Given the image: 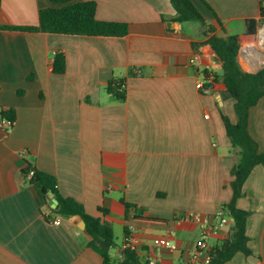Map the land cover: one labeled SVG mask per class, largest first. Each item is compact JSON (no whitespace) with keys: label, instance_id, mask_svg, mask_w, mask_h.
Returning a JSON list of instances; mask_svg holds the SVG:
<instances>
[{"label":"crops","instance_id":"0c3cea01","mask_svg":"<svg viewBox=\"0 0 264 264\" xmlns=\"http://www.w3.org/2000/svg\"><path fill=\"white\" fill-rule=\"evenodd\" d=\"M92 1L96 20L124 23L126 34L13 29L38 26V11L58 5L0 0V111H14L11 127L0 124V264H120L129 229L141 264H185L199 228L184 213L221 211L211 248L230 238L232 223L222 206L232 197L236 159L220 113L235 122L234 101L222 99L224 85L213 79L221 61L205 41L238 36L240 67L263 68L260 0H194L203 22L185 23L170 0ZM247 20L257 22L255 34H246ZM58 51L61 74L53 72ZM109 80L121 82L124 100L106 91ZM248 130L264 151V95L249 111ZM26 166L52 175L63 197L110 228L115 247L105 260L88 247L79 217L53 213L55 198L40 197ZM125 204L169 222H133ZM236 206L248 214V252L222 264H264V166L254 167ZM160 237L179 251L155 247Z\"/></svg>","mask_w":264,"mask_h":264},{"label":"trees","instance_id":"16d2710c","mask_svg":"<svg viewBox=\"0 0 264 264\" xmlns=\"http://www.w3.org/2000/svg\"><path fill=\"white\" fill-rule=\"evenodd\" d=\"M58 5L38 11V26L36 27H13V29L27 32H46L62 35L77 36H123L127 32L124 23L98 21L95 18L96 4L92 0H50ZM175 11V20L180 23L203 22V18L194 5V0H170ZM259 16L264 21V0L259 3ZM256 21L247 20L245 23L246 34H255ZM212 33V29L208 28ZM214 51L221 61L223 74L215 73L214 80L220 81L224 85L222 99L234 101L233 110L236 117L235 122L220 113L225 132L229 138L234 157L235 165L231 170L232 180L230 187L232 190L231 200L222 206L232 218L230 224V238L224 241L219 247L211 250L210 264H222L236 253H247V237L245 235V225L247 212L236 206L237 200L243 195L244 185L254 167L264 166V151H260L257 142L248 130L249 111L257 104L264 95V67L252 73L244 71L237 60L239 53L238 36L218 37L215 34L205 41ZM65 71V56L62 51H58L53 57V72L61 74ZM106 91L116 95L118 99H125V90L121 82L109 80L106 84ZM0 116L14 121V111H0ZM34 175L30 180L36 187L40 197L45 199L51 195L58 202L54 214L71 217H79L85 224L87 233L91 236L88 247L100 255L104 260L108 257L109 250L115 247L112 232L109 227L101 223L98 218L85 213L81 204L72 198L63 197L57 188L56 179L47 173L36 171L34 168L26 166L25 175L30 171ZM129 210L132 214L129 215ZM126 217L133 222L162 224L169 222L167 219L144 216L142 210L135 205L125 204ZM176 218V217H174ZM120 264H141L135 252L125 245L122 249V261Z\"/></svg>","mask_w":264,"mask_h":264},{"label":"built area","instance_id":"2783aa9c","mask_svg":"<svg viewBox=\"0 0 264 264\" xmlns=\"http://www.w3.org/2000/svg\"><path fill=\"white\" fill-rule=\"evenodd\" d=\"M261 42L264 44V39H260ZM197 88H201L202 84L198 83L196 85ZM0 124L6 127H11L13 124L12 121L5 119L4 117L0 116ZM34 175V171L30 170L26 177L31 180ZM222 213L221 211H217L212 215H201L197 213H184L181 217L184 221H189L195 224L199 228V239L197 240L189 258L186 259L185 264H210L211 262V250L212 248L207 243V238L211 233L222 224L224 221L222 220ZM55 224H58V221H54ZM137 240L131 232V229L128 230L125 238V246L135 251L137 248ZM153 245L155 247H161L170 251H179L178 246L168 240L167 238H155L153 240Z\"/></svg>","mask_w":264,"mask_h":264},{"label":"water","instance_id":"95a60500","mask_svg":"<svg viewBox=\"0 0 264 264\" xmlns=\"http://www.w3.org/2000/svg\"><path fill=\"white\" fill-rule=\"evenodd\" d=\"M219 73H220V75H222L223 74V70L221 69ZM204 89L207 90V93H210V91L213 89V84L209 83V82L206 83L204 85ZM49 204H50L51 208L54 209L56 207V205H57V200L52 199V200H50ZM81 224H82V227H84L85 224H84L83 221H81Z\"/></svg>","mask_w":264,"mask_h":264},{"label":"bare ground","instance_id":"6f19581e","mask_svg":"<svg viewBox=\"0 0 264 264\" xmlns=\"http://www.w3.org/2000/svg\"><path fill=\"white\" fill-rule=\"evenodd\" d=\"M261 30V29H260ZM259 38L260 39H264V30H262L260 33H259Z\"/></svg>","mask_w":264,"mask_h":264},{"label":"rangeland","instance_id":"374dc122","mask_svg":"<svg viewBox=\"0 0 264 264\" xmlns=\"http://www.w3.org/2000/svg\"><path fill=\"white\" fill-rule=\"evenodd\" d=\"M261 30H264V25H263V27L261 28Z\"/></svg>","mask_w":264,"mask_h":264}]
</instances>
